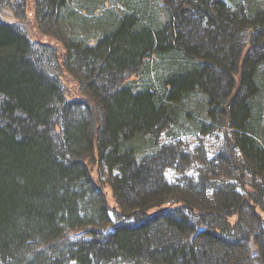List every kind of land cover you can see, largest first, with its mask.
Wrapping results in <instances>:
<instances>
[{"label":"trees","instance_id":"trees-1","mask_svg":"<svg viewBox=\"0 0 264 264\" xmlns=\"http://www.w3.org/2000/svg\"><path fill=\"white\" fill-rule=\"evenodd\" d=\"M82 1L17 5L37 30L57 26L59 46L0 18V264H251V243L264 264V0H164L161 19L148 1L125 14ZM191 125L234 129L248 193L172 199L170 156L141 153ZM102 165L118 171L115 224Z\"/></svg>","mask_w":264,"mask_h":264},{"label":"rangeland","instance_id":"rangeland-1","mask_svg":"<svg viewBox=\"0 0 264 264\" xmlns=\"http://www.w3.org/2000/svg\"><path fill=\"white\" fill-rule=\"evenodd\" d=\"M43 0H41L42 2ZM84 1V0H83ZM83 1L81 3H83ZM100 6L96 8L97 13H118L125 14L127 7L124 5L125 0H99ZM137 3L140 1H148V4L145 2L144 5L148 6L152 15L159 17L160 19L164 17L165 11V1L164 0H134ZM79 2V0H77ZM85 2V1H84ZM23 0H12V3L9 0H0V18L9 23L18 25L21 27L22 31L26 32L28 36L34 39V42H39V39L45 42H53L54 45L59 46V41L52 38H58L57 31L59 30L57 26L51 23L48 19L43 20L39 27L41 30H37V22L32 20L31 17L20 19L16 15L17 5H21ZM86 3V2H85ZM84 4V3H83ZM89 3H86L88 5ZM35 7V5H34ZM123 7V8H122ZM39 8V7H38ZM43 33V34H42ZM45 34V35H44ZM60 37H62L60 32ZM40 37V38H39ZM59 37V38H60ZM72 35L67 36V40L71 39ZM90 43L95 44L97 38H91ZM58 75H62L63 80L66 78L65 73L61 70L56 71ZM81 75V74H80ZM133 79L137 76L133 75ZM131 79V77L129 78ZM146 79V78H144ZM63 83L67 90L70 92H79L78 85L72 80ZM195 101H199L196 99ZM194 107L196 104L194 103ZM206 108V106H205ZM203 109L201 114L203 113ZM201 115L200 113H196ZM195 114V115H196ZM196 115V116H197ZM205 115V114H204ZM198 117V116H197ZM206 118V115L204 116ZM211 124L210 122H206ZM198 125V124H197ZM199 127V126H198ZM201 127V125H200ZM200 127L196 129L193 125L190 128H179V127H169L167 128L158 138H153L148 136L147 146L144 147L142 151L141 158L149 157L155 155V152L160 149L166 151V156H170L169 159L173 161L171 165L165 167L164 175L166 179L176 187L178 195L173 197V200H176L179 197L187 195V190L190 188L193 190L194 195L191 194L192 199H195L196 202H204V204L213 197V187L207 188V193L204 195L202 192L203 186H216V185H231L241 191L242 194H246L251 190V186L254 182L251 174H246L243 178L245 183V188L241 184L239 179L240 171L236 167V163L239 160H243V155L238 148H233L230 141H234V129L231 127H210L207 126V131H200ZM234 153V156H232ZM230 156L234 157L232 159ZM244 161V160H243ZM99 172L100 176L96 175L95 177L99 179L100 183L107 193V197L110 201L111 211L110 218L112 224L120 221L118 214L115 212L114 207L116 205L115 196L112 188L113 180L117 174V170L111 172L109 168L105 165H102ZM258 213L264 216V212L257 210ZM70 234L71 239L79 240L82 236H86L84 232L74 230ZM111 229L108 227L104 230L105 233H109ZM90 236H86V239H89ZM251 248V258L253 262L251 264H259L258 262V253L254 244H250ZM70 264H76L74 261H71Z\"/></svg>","mask_w":264,"mask_h":264}]
</instances>
